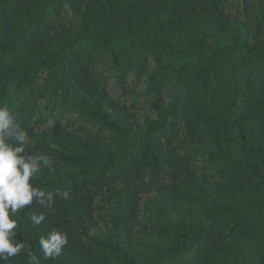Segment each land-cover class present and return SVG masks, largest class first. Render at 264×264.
I'll use <instances>...</instances> for the list:
<instances>
[{
	"label": "trees",
	"instance_id": "1",
	"mask_svg": "<svg viewBox=\"0 0 264 264\" xmlns=\"http://www.w3.org/2000/svg\"><path fill=\"white\" fill-rule=\"evenodd\" d=\"M0 107L54 194L3 264H264V0H0Z\"/></svg>",
	"mask_w": 264,
	"mask_h": 264
},
{
	"label": "clouds",
	"instance_id": "2",
	"mask_svg": "<svg viewBox=\"0 0 264 264\" xmlns=\"http://www.w3.org/2000/svg\"><path fill=\"white\" fill-rule=\"evenodd\" d=\"M26 139L27 132L14 122L10 110L0 107V264L27 247L25 242L13 240L18 227L16 214L33 202L48 209L53 206V192L41 190L32 183L33 177L40 171L41 162L46 166L48 161L22 155ZM55 195L68 199L70 194L69 191H57ZM30 220L33 225H39L45 220V214L33 213ZM67 240V234L60 230H52L46 237H40L38 243L43 258L55 260L61 255ZM28 264H40V260L29 252Z\"/></svg>",
	"mask_w": 264,
	"mask_h": 264
}]
</instances>
